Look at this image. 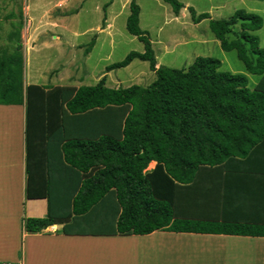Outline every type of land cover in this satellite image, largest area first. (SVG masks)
Listing matches in <instances>:
<instances>
[{"label":"trees","instance_id":"obj_1","mask_svg":"<svg viewBox=\"0 0 264 264\" xmlns=\"http://www.w3.org/2000/svg\"><path fill=\"white\" fill-rule=\"evenodd\" d=\"M164 1L175 14L183 7L179 0ZM188 9L193 23L209 19L220 47L236 50L248 72L264 71V48L252 33L262 26L259 14L237 9L228 18L212 19L207 12L196 14L193 7ZM129 10L126 29L142 42L143 51L131 50L105 68L125 67L135 58L147 61L155 78L146 86L107 87L101 79L91 86L45 89L24 83L21 51H0V104H21L25 110L26 195L48 199L46 216L22 217V232L64 224L67 234L128 235L161 230L264 236V226L192 218L186 197V188L192 189L202 165L237 161L263 134V88L249 89L245 74L220 70L221 60L212 56H196L183 68L157 66L149 33L139 26L136 0H130ZM236 24L239 30L229 38ZM94 43L92 37L86 50ZM103 111L108 112L102 115L111 131L69 137L67 115L88 119V126L89 119L106 113ZM35 137L48 148V153L43 151L47 153L42 157L45 162L39 165L43 187L37 191L31 184L29 156ZM151 160L157 164L147 172ZM54 165L63 168L54 171ZM59 173L63 184L55 186L52 182L58 181ZM105 204L112 211L110 229L72 232L66 228Z\"/></svg>","mask_w":264,"mask_h":264},{"label":"crops","instance_id":"obj_2","mask_svg":"<svg viewBox=\"0 0 264 264\" xmlns=\"http://www.w3.org/2000/svg\"><path fill=\"white\" fill-rule=\"evenodd\" d=\"M86 1L81 0L74 12H78ZM226 1L229 2L230 0ZM182 2L183 7L175 15H179L186 7L192 5L190 0ZM243 2L251 6V11L262 15V26L258 30L252 31V33L258 35L259 46L264 48V42L260 35L264 29V0ZM96 3H104L102 6L97 5L98 9L103 10L101 27L98 31V34H100L112 22L113 17H110V13L113 0L107 2L106 0H96ZM24 4L25 20L32 27L28 41L35 43L30 45L31 50H41L37 46L39 43H42L41 46L47 45L49 49H53V53L47 56L51 59V64L43 72V74H46V80L43 83L28 82L24 68L25 84H38L45 87V89L55 86L78 88L80 86L95 85L101 79H104L105 86L112 87L114 84V88H116L119 82H113L110 77L113 69L107 71L105 68L110 63L105 64L100 70V74L93 77L86 65L90 50L84 54V49L77 47L79 45L78 41L66 42L68 36H63V34H58L47 28V26L55 27L57 24H61L62 19L56 22L53 19L66 14L65 11L61 13L57 11L53 18L48 19L49 10L61 6L58 4V0L53 1L51 6L45 8L38 18L29 15L30 5L28 0ZM212 7L214 6L210 5L208 10L210 11ZM34 27L39 28L34 31ZM42 35H45L46 38H42ZM97 39L98 36L96 41ZM95 43L93 47L96 46ZM25 49V52L28 53L27 45ZM76 49L83 52L81 63L78 64L75 60L66 61L63 58V53L66 54L70 50L73 53ZM130 63L128 67L132 64ZM156 65L158 66V64ZM151 72L155 75L154 71L151 70ZM233 73L245 74L249 89L259 87L264 90V71L261 74H252L244 66L243 72ZM134 79H127V83H131ZM146 85L148 84L142 86ZM4 110H7L8 113H4ZM103 112L106 113H97L92 119H89L90 125L88 126L86 124L88 119L76 117V115H67L65 122L69 137L88 136L92 131L93 134L111 131L110 123L107 124L105 115H102L108 112ZM36 138L29 155L31 170L33 171L31 179H34L31 184L34 191L43 187V181H39V174H41L39 165H43L45 159L42 157L46 158L48 153L46 143L37 141ZM43 151L47 153H43ZM56 155L58 158V150H56ZM156 164L155 160H151L145 171L153 170ZM227 164L202 165V168L199 169L194 181L192 184L190 183L192 189L186 188L188 191L186 197L188 202L191 203L189 204L190 215L192 218L197 217L198 219L264 226V132L256 143L250 147L248 154L240 156L237 161ZM26 165L24 105L0 104V263L264 264V236L260 235L161 230H154L148 234L128 235L78 234L74 232L79 231L80 228L86 232L110 229L112 211L108 204H105L104 207L92 208L83 217H78L73 224L67 225L66 228L74 233H65L64 224H52L40 231L22 232V216L43 217L48 213L47 197H29L26 195L28 185ZM58 168H63V165L52 167L54 171ZM52 169L50 168L54 177ZM60 173L56 174L55 177L58 181L52 182L56 184L55 186L63 184L59 179ZM51 191L54 194V190ZM50 194L52 196V193ZM21 245L22 256L20 258L18 255Z\"/></svg>","mask_w":264,"mask_h":264},{"label":"rangeland","instance_id":"obj_3","mask_svg":"<svg viewBox=\"0 0 264 264\" xmlns=\"http://www.w3.org/2000/svg\"><path fill=\"white\" fill-rule=\"evenodd\" d=\"M25 1L0 0V51L8 53L16 49L21 51L23 63L25 62L27 81L43 83L47 78L45 77L46 74H43L44 69L49 68L48 65L51 64V59L47 56L53 53V49H49L47 45L41 46L42 43H39L37 46L41 50H31L30 45L35 43L28 41L32 27L25 20ZM53 1L55 0H28L29 15L38 18L45 8L52 5ZM243 1L248 0H230L229 2L226 0H190L192 5L189 6L193 7L196 14L207 12L212 19H222L227 18L237 9L254 12L251 11V6ZM79 2L81 0H58V4L61 6L50 9L48 19L53 18L57 11L60 13L65 11L66 14L53 19L55 22L62 19L61 24L59 23L55 27L47 26V28L50 31L63 34V36H68L66 42L78 41L77 47L84 49V54H86V47L90 40L95 37L96 46L89 49L90 52L88 50L89 58L86 57V65L93 77L100 74V70L105 64L123 59L129 51H143L142 42L126 29V19L130 13V0H113L110 13V17H113L112 22L100 34L98 31L101 27L103 10L98 9L97 5L102 6L104 3L95 4L96 0H87L78 12H74ZM136 2L140 7L139 26L149 33L158 65L183 68L190 65L196 56H212L221 60L220 70L222 71H244V64L237 57L236 51H225L220 47L218 40L209 28L208 18L202 19L199 23H193L187 7L179 15H175L171 5L164 0H136ZM210 5L214 7L209 11ZM257 14L262 17L260 13ZM38 28L34 27V31ZM234 29L236 31L233 30V34H229V38L236 35L239 24H236ZM260 35L264 42V29ZM41 37L46 38L45 35ZM26 45L29 50L28 53L25 52ZM71 52L70 50L66 54L63 53V58L66 61L75 60L76 63H81L83 59L82 50L76 49L73 53ZM131 63L129 67L127 65V67L116 68L111 71L112 81L119 82L116 87H126L134 83L145 85L154 78L155 75L149 69L148 62L133 59ZM127 79H134V81L127 83ZM112 87L115 85L113 84ZM4 113H8L7 110H4ZM21 256L22 245L18 257L21 258Z\"/></svg>","mask_w":264,"mask_h":264},{"label":"built area","instance_id":"obj_4","mask_svg":"<svg viewBox=\"0 0 264 264\" xmlns=\"http://www.w3.org/2000/svg\"><path fill=\"white\" fill-rule=\"evenodd\" d=\"M0 264H9V263H0Z\"/></svg>","mask_w":264,"mask_h":264}]
</instances>
